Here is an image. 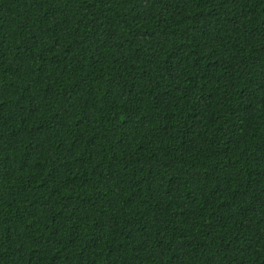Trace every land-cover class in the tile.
<instances>
[{"label":"trees","instance_id":"16d2710c","mask_svg":"<svg viewBox=\"0 0 264 264\" xmlns=\"http://www.w3.org/2000/svg\"><path fill=\"white\" fill-rule=\"evenodd\" d=\"M0 264H264V0H0Z\"/></svg>","mask_w":264,"mask_h":264}]
</instances>
